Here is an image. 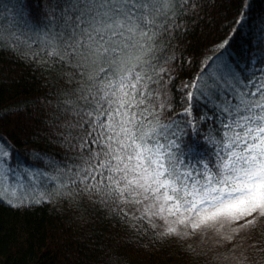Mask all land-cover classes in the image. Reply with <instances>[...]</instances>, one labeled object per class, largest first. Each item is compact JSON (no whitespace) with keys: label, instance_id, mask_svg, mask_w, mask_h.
<instances>
[{"label":"trees","instance_id":"16d2710c","mask_svg":"<svg viewBox=\"0 0 264 264\" xmlns=\"http://www.w3.org/2000/svg\"><path fill=\"white\" fill-rule=\"evenodd\" d=\"M99 1L0 0V143L64 185L0 194V264H212L150 225L139 168L181 210L209 183L264 185V0H118L108 16ZM245 165L251 185L232 180Z\"/></svg>","mask_w":264,"mask_h":264},{"label":"rangeland","instance_id":"374dc122","mask_svg":"<svg viewBox=\"0 0 264 264\" xmlns=\"http://www.w3.org/2000/svg\"><path fill=\"white\" fill-rule=\"evenodd\" d=\"M117 1L100 0L96 6L101 9L102 15L108 16ZM131 41L133 43L128 45L126 40L111 44L112 48L117 45L122 50V55L115 57L116 61L124 60L122 63H128L135 51L144 46V39L140 36L132 38ZM116 61L112 63L116 64ZM118 66L120 65H116V68ZM259 131L264 133V129ZM12 158L8 148L0 143V194L2 196L19 202L23 199L44 198L48 193L42 191V186H54L53 191H62L63 183L56 181L44 170L30 167L20 159L14 162ZM156 161L155 167L161 170L166 167L162 158ZM145 168H139L142 172L139 173L137 184L140 185L139 192L143 196V201L138 200V205L158 233L172 234L179 240L200 248L210 254L212 264H261L254 258L256 253L250 236L251 223L258 220L256 217L264 218V207L259 206L260 208L253 210L247 208L251 206L252 209L255 205L264 203V185L260 182L255 183L252 188L256 192L255 196L245 198V196L235 195L237 184L209 183L206 187L207 192H198L190 199L192 201L190 209L181 210L179 204L186 200L183 196L175 201L169 194L158 193L152 198L147 196L153 185L150 184L151 178ZM257 173L259 169L255 166L245 165L242 168L240 166L236 169V177L232 180L241 179L240 184L251 185L253 182L250 181L256 177ZM142 174L143 188L140 183ZM246 180L249 182L246 183ZM231 196L232 200L227 199ZM187 199L189 200V195ZM187 204L189 208V203ZM252 215L253 217L250 218Z\"/></svg>","mask_w":264,"mask_h":264}]
</instances>
